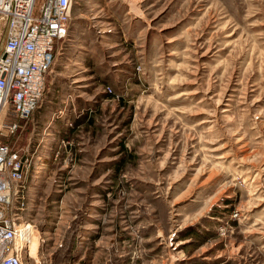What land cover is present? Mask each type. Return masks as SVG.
Segmentation results:
<instances>
[{
	"label": "rangeland",
	"instance_id": "rangeland-1",
	"mask_svg": "<svg viewBox=\"0 0 264 264\" xmlns=\"http://www.w3.org/2000/svg\"><path fill=\"white\" fill-rule=\"evenodd\" d=\"M67 28L33 120L0 131L28 157L48 119L62 145L20 184L23 263L264 264V0H72Z\"/></svg>",
	"mask_w": 264,
	"mask_h": 264
},
{
	"label": "built area",
	"instance_id": "built-area-1",
	"mask_svg": "<svg viewBox=\"0 0 264 264\" xmlns=\"http://www.w3.org/2000/svg\"><path fill=\"white\" fill-rule=\"evenodd\" d=\"M71 4L72 0H0V20L5 25L0 52V131L18 127L15 121L3 125L7 114L26 122L35 110L55 43L67 35ZM24 152L0 139V264H24L23 247L15 243L18 213L26 207L20 184L30 157H23Z\"/></svg>",
	"mask_w": 264,
	"mask_h": 264
},
{
	"label": "crops",
	"instance_id": "crops-1",
	"mask_svg": "<svg viewBox=\"0 0 264 264\" xmlns=\"http://www.w3.org/2000/svg\"><path fill=\"white\" fill-rule=\"evenodd\" d=\"M63 89H61V96H57V93H55V86H53V89H52V95L50 96V98H48L47 102L52 104V105H56L58 106L59 108V105H62V109L64 108L66 110H68L69 114L65 115L64 117H62V122L64 124V126L60 125L64 131H70V130H73L74 126L76 124H74V121H75V117H77L79 115V113H82L84 110H80V112H76L75 113V110L76 108H74V102H78L77 100V97H79L77 94H72L70 92V90L68 88H64L62 87ZM55 95V96H54ZM38 106V105H37ZM36 106V108H38ZM62 109L60 110L59 108V111L58 112H62ZM84 109V108H83ZM87 109H90V108H87ZM64 111V110H63ZM72 113V114H71ZM84 114H88V113H84ZM33 115H34V112L31 114L29 120H28V124L30 121L33 120ZM42 121L39 120H35L34 121V124L38 125L40 124ZM47 122L48 119L46 120ZM46 121H43L42 125L44 124V129L48 128L49 126L46 124L45 125V122ZM45 129V134L43 136H40L38 135V137H36L34 140H33V143H32V148L30 149V153H29V156L30 157V162L32 163L33 162V165H38L36 166L35 168V173H37L35 175V178H38L39 177V172H43L42 170H44V165L45 164H57L59 161H60V151L62 152V145L60 143H58L56 146L54 144V146H52V141L49 139V134L46 133ZM22 132L21 130H19V132L17 133V136L18 135H22ZM65 137V136H64ZM63 142V140H62ZM49 146V147H48ZM65 146V144H63V147ZM17 148H20V149H28L27 147H24L23 146H18ZM34 181L36 179H33ZM23 190H24V194H26V196L29 195V193H32L33 192V189L30 188V185L29 187H23ZM31 190V191H29Z\"/></svg>",
	"mask_w": 264,
	"mask_h": 264
},
{
	"label": "bare ground",
	"instance_id": "bare-ground-1",
	"mask_svg": "<svg viewBox=\"0 0 264 264\" xmlns=\"http://www.w3.org/2000/svg\"><path fill=\"white\" fill-rule=\"evenodd\" d=\"M1 116H2V114H0V118H1ZM31 225V223H23V224H21V225H19L18 226V229H17V232H16V235H15V243H16V245L18 246V239H19V236H24L23 235V233H21V227L22 226H25L24 227V229H23V231L26 233V238H27V241L29 240V226ZM21 234V235H20ZM24 238V237H23ZM27 246V244H25L23 247H25L26 248V251H27V253H28V248L26 247ZM19 247V246H18ZM29 254V253H28ZM30 255V254H29Z\"/></svg>",
	"mask_w": 264,
	"mask_h": 264
},
{
	"label": "trees",
	"instance_id": "trees-1",
	"mask_svg": "<svg viewBox=\"0 0 264 264\" xmlns=\"http://www.w3.org/2000/svg\"><path fill=\"white\" fill-rule=\"evenodd\" d=\"M125 163V159L122 161L121 165L123 166ZM203 236V235H202ZM197 238H200V237H197Z\"/></svg>",
	"mask_w": 264,
	"mask_h": 264
}]
</instances>
